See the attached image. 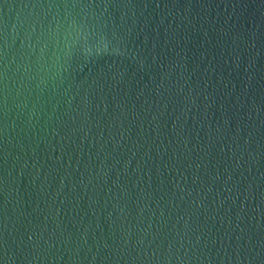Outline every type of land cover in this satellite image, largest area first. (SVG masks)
Returning <instances> with one entry per match:
<instances>
[{
	"label": "water",
	"instance_id": "water-1",
	"mask_svg": "<svg viewBox=\"0 0 264 264\" xmlns=\"http://www.w3.org/2000/svg\"><path fill=\"white\" fill-rule=\"evenodd\" d=\"M0 264H264V0H0Z\"/></svg>",
	"mask_w": 264,
	"mask_h": 264
}]
</instances>
